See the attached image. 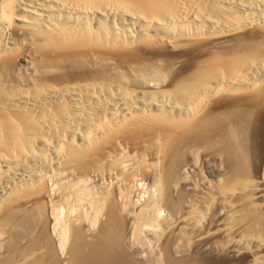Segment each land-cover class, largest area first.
<instances>
[{
	"label": "bare ground",
	"instance_id": "6f19581e",
	"mask_svg": "<svg viewBox=\"0 0 264 264\" xmlns=\"http://www.w3.org/2000/svg\"><path fill=\"white\" fill-rule=\"evenodd\" d=\"M0 264H264V0H0Z\"/></svg>",
	"mask_w": 264,
	"mask_h": 264
},
{
	"label": "rangeland",
	"instance_id": "374dc122",
	"mask_svg": "<svg viewBox=\"0 0 264 264\" xmlns=\"http://www.w3.org/2000/svg\"><path fill=\"white\" fill-rule=\"evenodd\" d=\"M163 214H164V213H163ZM140 248L143 250V248H142V247H139V249H140ZM141 249H140V250H141ZM142 250H141V251H142Z\"/></svg>",
	"mask_w": 264,
	"mask_h": 264
}]
</instances>
